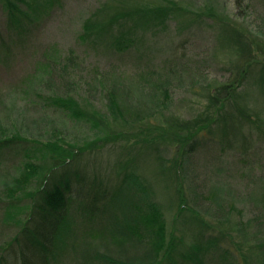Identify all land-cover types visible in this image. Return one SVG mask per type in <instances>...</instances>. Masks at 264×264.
<instances>
[{"label": "trees", "instance_id": "1", "mask_svg": "<svg viewBox=\"0 0 264 264\" xmlns=\"http://www.w3.org/2000/svg\"><path fill=\"white\" fill-rule=\"evenodd\" d=\"M212 2L204 0L202 6L190 11L170 0L108 1L91 13L83 25L85 34H82L81 40L96 43L105 41L108 50L134 53L142 51L135 47L150 38V34L155 36L158 30H170V25L174 23L177 25L176 33L184 37L176 49L201 37L206 39L208 45L211 37L213 42L208 45L207 50H210L205 58L207 61L212 59L205 67L216 65L219 71L222 70L228 76L221 86H210L209 99L215 102V109L222 110L217 107L220 101L221 105L225 101L229 102L230 108L223 117V126L220 117L208 119L198 127H195L198 123L196 120L177 123L168 119L164 134L169 137L164 140L175 138L177 142L178 147L173 155L179 181V201L170 222L169 234L154 182L141 178L135 172H127L131 159L126 160L121 150L126 148L123 144L126 140L129 143L126 153L130 151L128 154H133L135 147L130 145L129 137L133 134L123 130L126 127L119 120L122 115L116 110V102H112L116 106L106 113L88 102V105L83 104V101L74 103L69 110L74 116L99 125L114 120L112 136L97 137L84 146L74 143L57 148L55 144L42 146L40 143V147L32 149L24 146L27 141L23 142L24 138L19 135L0 139V150L12 148L28 159L24 161V166H27L31 175L26 177L36 175L40 185L34 195L30 193L23 199L11 196L5 203L7 212H10L6 219L8 217V221L19 227L14 239L4 245L0 264H61L64 258L69 264V251H66L69 247L76 254L82 253L85 260L92 256V249L87 252L76 245L79 240H83L82 243L111 237L114 240H130L132 235L137 236L139 242L144 241L163 249L164 259H158L154 264H210V258L217 264H235L236 253L240 256L239 264L242 261L244 264H264V183L252 191L250 197L241 199L232 191L231 185L224 182L225 179L216 180L210 196L213 201L230 203L227 219L216 225L203 218L196 219L190 230L195 216H192L193 208L187 196L186 176L184 171L179 173V167L188 164L194 154L202 157L213 155L220 166H226L224 170L231 171L237 177L246 170L249 155H256L257 149L264 153V130L257 127L258 135L254 136L249 128L254 123L252 118L245 116L246 112L235 107L234 100L231 101L236 91L252 93L250 98L253 101L259 99V91L264 94V73H257L260 67L264 69V60H259V56H264V39L258 40L250 34L254 32L250 27L243 23L240 25L237 20L217 11ZM260 3L264 5V0H235L238 14H241L239 16L249 14V9ZM59 4L57 0H0V7L7 14L9 32L16 28L20 34H26L40 19L50 16L48 13ZM171 44L170 50L175 55V44ZM169 60L175 61L172 55ZM55 103L61 109L62 106L69 108L68 101L63 98ZM170 105L168 109H172ZM215 126H220V135L213 132ZM191 129L196 130L192 133ZM127 132L129 134H125ZM50 148L57 153L52 158L50 156L52 163L45 166L37 163L41 160L37 154L47 152ZM160 148H164L163 152L167 150V146ZM117 150L120 151L118 156ZM156 151L162 156L159 150ZM107 154L115 158L113 165L105 169L92 166L91 158ZM169 170L168 167L166 171ZM23 200L28 202L27 206L22 205ZM252 204L256 209L254 213L249 210ZM72 208H75L78 219H70ZM224 209L226 206L223 208L225 212ZM189 232L193 239L195 236L194 241L199 242L195 244L191 240L193 247L188 250L191 253H186L181 247L186 245ZM233 235L241 240L238 252L227 243V239H233ZM79 237L82 238L77 240ZM244 248L248 255L242 252ZM85 260L80 264H85ZM73 261L76 262L77 258Z\"/></svg>", "mask_w": 264, "mask_h": 264}, {"label": "rangeland", "instance_id": "2", "mask_svg": "<svg viewBox=\"0 0 264 264\" xmlns=\"http://www.w3.org/2000/svg\"><path fill=\"white\" fill-rule=\"evenodd\" d=\"M57 1L60 4L48 13L50 16L40 19L26 34L17 33L16 28L9 32L7 14L0 7V139L19 135L24 138L23 142L27 141L24 146L31 149L48 143L55 144L57 148L74 143L84 146L97 137L112 136L115 121L110 119L109 122L99 125L86 118L74 116L70 111L74 103L84 101L83 104L89 103L106 113L117 104L116 110L122 115L119 120L126 127L123 130L133 134L129 135L130 145L135 147L133 154L129 155L130 151L126 153L129 143L124 140L126 148H121V155L123 153L126 160L131 159L127 172H135L141 178L154 182L169 234L170 222L179 201V181L173 155L178 147L177 142L175 138L164 140L169 137L164 134L168 119L177 123H191L196 120L198 123L195 127H198L208 119L215 120V117H220L219 120L223 121L227 109L230 108L228 101L222 105L220 101L217 107L222 110L219 111L218 108L215 109V102L209 99L210 86H221L228 80V76L222 70L219 71L216 65L205 67L212 59L210 57L207 61L205 56L210 50H207L208 45L213 40L210 37L207 45L206 39L201 37L176 49L184 37L176 33L177 25L172 23L170 30H158L155 36L150 34L148 40L144 39L141 44L143 48L141 45H138L139 48L135 47L142 50L141 52L121 53L115 49L111 51L105 41L96 43L81 40V37L85 34L83 25L86 18L104 2L112 3L115 0ZM170 1L180 3L181 7L190 11L204 3V0ZM212 3L220 13L237 20L240 25L243 23L250 27L254 31L250 34L258 40L264 39L262 3L249 9V14L244 16H239L241 14H238L235 0H213ZM182 12L185 14L184 10ZM37 16L38 13L36 18ZM171 43L175 44V55L170 50ZM171 55L175 61L169 60ZM259 60H264V56H259ZM257 73L263 75L264 69L260 67ZM246 92L236 91L231 101L234 100L235 107L246 112L245 116L252 118L254 123L249 128L255 136L258 135L257 127L264 130V94L259 91V99L253 101L250 98L252 93ZM62 98L68 101L69 108L57 107L59 105L55 102ZM113 101L116 102L115 106L112 105ZM168 103L172 104V109H168L171 106ZM223 124L224 121L221 126ZM219 127L215 126L213 129L218 135ZM196 129H191V132L194 133ZM160 146H167V150L163 152L164 148ZM55 154L57 153L52 148L47 152H40L37 158L41 160L36 162L44 166L50 165ZM116 154L118 156L120 151L117 150ZM212 156L194 154L188 164L179 167V173L184 171L186 176L187 196L192 204V216H195L190 225L191 231L196 219L203 218L215 225L227 219L230 203L213 201L210 196L216 180L225 179L224 182H228L232 191L241 199L250 197V193L264 183L262 151L257 149L256 155L253 153L248 156L246 170L239 173L241 180L240 176L236 177L231 171L224 170L226 166H220ZM27 160L23 154L12 148L0 150V255L4 245L14 239L19 227L8 221V217L6 219L10 212H7L5 203L11 196L23 199L30 193L34 195L40 186L36 175L26 177L31 175L27 166H24V161ZM114 161L111 154L91 158L92 166L104 167L103 169L113 165ZM162 167L166 170L169 167L171 171L167 172ZM23 202L22 205L27 206L28 202ZM252 205L249 210L254 213L256 209ZM75 211V208L71 209L72 220L78 219ZM189 236L186 245L181 247L186 253H191L188 250L193 247L195 239V236L194 239L191 237V232ZM138 240L135 235L130 240H114L113 237L86 240L84 243L79 240L76 245H80L79 248L83 247L82 250L86 249L87 252L92 249V256L85 260L82 253L76 254L69 247L66 249L71 260L69 264H80L84 260L85 264H154L158 259H164L165 252L160 246H151L152 244ZM196 242L194 241L195 244ZM227 243L238 252L241 240L233 235V239L228 238ZM242 252L246 253V248ZM235 256L234 263L239 264L240 256L237 253ZM74 258H77L76 262L73 261ZM209 260L210 264L218 263L212 258ZM66 262L67 258H64L61 264ZM243 262L241 263L244 264Z\"/></svg>", "mask_w": 264, "mask_h": 264}]
</instances>
